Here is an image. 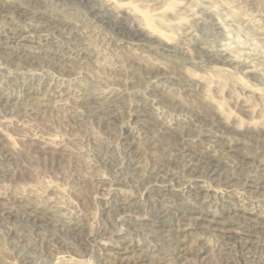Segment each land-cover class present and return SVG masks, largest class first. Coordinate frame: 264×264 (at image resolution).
I'll list each match as a JSON object with an SVG mask.
<instances>
[{"label": "rangeland", "instance_id": "374dc122", "mask_svg": "<svg viewBox=\"0 0 264 264\" xmlns=\"http://www.w3.org/2000/svg\"><path fill=\"white\" fill-rule=\"evenodd\" d=\"M0 264H264V0H0Z\"/></svg>", "mask_w": 264, "mask_h": 264}]
</instances>
